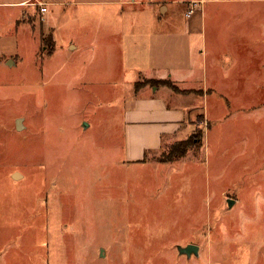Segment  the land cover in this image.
<instances>
[{"label":"rangeland","instance_id":"rangeland-1","mask_svg":"<svg viewBox=\"0 0 264 264\" xmlns=\"http://www.w3.org/2000/svg\"><path fill=\"white\" fill-rule=\"evenodd\" d=\"M55 1L0 0V264H264V0ZM161 33L200 87L134 73ZM157 94L190 123L130 162L126 113Z\"/></svg>","mask_w":264,"mask_h":264},{"label":"crops","instance_id":"crops-1","mask_svg":"<svg viewBox=\"0 0 264 264\" xmlns=\"http://www.w3.org/2000/svg\"><path fill=\"white\" fill-rule=\"evenodd\" d=\"M44 1L46 0H17L13 4H4L3 7L23 9L25 10L24 15L34 14L38 17H40L41 9L44 8L47 10V14L43 16L45 19L49 14L50 8L63 6L59 1L51 0L53 3H58L55 6H52V3H44ZM132 2L136 3L137 0ZM170 5H175V2L166 3L163 0H159L157 6L160 9L164 8L162 10L163 17L169 15L170 9L168 6ZM39 6L43 7L39 8ZM70 6L82 7V5H78L76 2L72 5L70 4ZM49 30L52 32V37L54 38L55 31L52 28H49ZM153 38L150 43L154 45V57L147 62L148 64L146 63V66H140L136 69L134 73L137 74V77H144L152 81L171 80L181 86L191 84L192 86L197 85V87H200L201 84L200 82H196L197 79L194 80L192 78L188 80L182 78V80L179 78L180 76H184V74L193 75L194 71L192 72L190 69L186 70L182 67L166 70V63L174 58V50L181 45L182 40L186 39V36L174 39L173 36L163 33ZM170 99L171 97L169 96L157 94V96H153L152 98L146 99V97H143L140 100L134 101L131 110L126 113L128 161L138 162L143 159L146 153L159 152L163 142L177 140L185 130L186 122L189 121L190 123V115L191 113L193 114V111L187 113L174 105H167L165 100L169 101ZM190 109L195 111L196 108L191 107Z\"/></svg>","mask_w":264,"mask_h":264},{"label":"trees","instance_id":"trees-1","mask_svg":"<svg viewBox=\"0 0 264 264\" xmlns=\"http://www.w3.org/2000/svg\"><path fill=\"white\" fill-rule=\"evenodd\" d=\"M51 41V40H50ZM201 118V117H200ZM203 121V120H202ZM195 139L191 143L190 140L180 143L176 146H174L171 151H170V162H176L178 160H181L186 157V155L192 151L194 148L202 149L203 145V139H204V134L202 132H199L195 135ZM169 156V155H168Z\"/></svg>","mask_w":264,"mask_h":264},{"label":"water","instance_id":"water-1","mask_svg":"<svg viewBox=\"0 0 264 264\" xmlns=\"http://www.w3.org/2000/svg\"><path fill=\"white\" fill-rule=\"evenodd\" d=\"M132 1H134V0H132ZM22 123H23L22 120H19L17 122V126H16L17 132H20L21 130H23ZM13 179L15 181H17L19 179V177L16 175L13 177ZM227 204H228V209H231L235 203L228 201ZM178 252H179V255L181 257H186L188 259H191L192 257H198L199 256V249L196 248L195 246H188L186 248H178Z\"/></svg>","mask_w":264,"mask_h":264},{"label":"built area","instance_id":"built-area-1","mask_svg":"<svg viewBox=\"0 0 264 264\" xmlns=\"http://www.w3.org/2000/svg\"><path fill=\"white\" fill-rule=\"evenodd\" d=\"M40 13H41L42 16H44L45 14H47V10L42 8ZM192 15H193V12H190L188 17H191Z\"/></svg>","mask_w":264,"mask_h":264}]
</instances>
